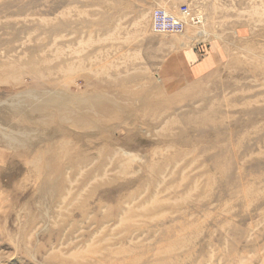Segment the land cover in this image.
Wrapping results in <instances>:
<instances>
[{
	"label": "rangeland",
	"instance_id": "obj_1",
	"mask_svg": "<svg viewBox=\"0 0 264 264\" xmlns=\"http://www.w3.org/2000/svg\"><path fill=\"white\" fill-rule=\"evenodd\" d=\"M0 264H264V0H0Z\"/></svg>",
	"mask_w": 264,
	"mask_h": 264
},
{
	"label": "built area",
	"instance_id": "obj_2",
	"mask_svg": "<svg viewBox=\"0 0 264 264\" xmlns=\"http://www.w3.org/2000/svg\"><path fill=\"white\" fill-rule=\"evenodd\" d=\"M188 22L196 25L202 23L199 15L188 6H181L178 15L164 9H155L152 15V31L161 35L184 34L188 29Z\"/></svg>",
	"mask_w": 264,
	"mask_h": 264
},
{
	"label": "bare ground",
	"instance_id": "obj_3",
	"mask_svg": "<svg viewBox=\"0 0 264 264\" xmlns=\"http://www.w3.org/2000/svg\"><path fill=\"white\" fill-rule=\"evenodd\" d=\"M199 18L200 19H202V23L200 24V25H196V24H193V23H191V22H188V28L189 27H196V28H198V27H202V26H204V22H205V20H204V17L200 14L199 15ZM186 33H187V31L184 33V34H180L179 36H185L186 35ZM202 33H206L205 31H202ZM201 34V33H200ZM174 35H178V34H174Z\"/></svg>",
	"mask_w": 264,
	"mask_h": 264
}]
</instances>
